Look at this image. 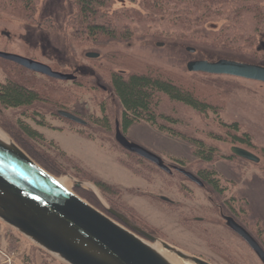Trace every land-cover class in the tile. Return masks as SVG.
<instances>
[{
  "label": "rangeland",
  "instance_id": "1",
  "mask_svg": "<svg viewBox=\"0 0 264 264\" xmlns=\"http://www.w3.org/2000/svg\"><path fill=\"white\" fill-rule=\"evenodd\" d=\"M14 1L0 0V52L34 60L59 73L77 72L80 78L83 76L79 72L89 75L82 79L88 90L76 91L78 100L70 109L87 125L45 115L44 119L38 117L46 123V127H42L33 120V111L25 115L24 109L3 110L1 107L0 121H23L45 137L43 150L54 157L64 153L72 164L59 157L61 164L69 169L67 174L56 178L64 180L72 191L77 189L73 179L84 182V188L78 189L91 192L99 204L95 208L100 211L113 208L111 199L133 224L211 264H262L248 245L225 227L219 210L207 201V196L212 193L214 202L222 205L226 214L232 213L264 249V83L188 70L189 63L201 60L225 59L264 66V51L258 52L261 45L248 50L215 43L214 37L228 23V18L222 16L204 26L191 27L185 33L176 30L178 27H173L165 16L171 12L172 5L162 7L158 0H112L111 8L103 12L109 18H119L120 24L128 22L133 36L128 39L101 37L94 42L80 43L73 40L70 26L76 14L74 0H36L31 21L26 19L25 12L17 9L19 5ZM129 16L135 17L127 18ZM187 26L184 23L179 28ZM256 41L264 42V28ZM120 55L126 56L122 66L116 67L113 60H108ZM98 57V61L91 60ZM9 69L13 66L0 60V83H5ZM106 69L158 72L186 85L194 83L192 86L201 98L216 110L201 114L166 100L161 106L162 112L176 120L175 124L167 126L184 137L171 136L145 122L132 125L124 131V136L160 157L167 165L183 168L200 179L205 171L213 172V179L220 182L219 188L214 190L206 178L207 190L177 171L169 175L117 144L115 125L119 121L121 126L123 107L113 92ZM48 78L37 74L36 79L58 89H74L71 82H51ZM103 110L111 129L93 123V118H103ZM221 124H237L239 134H248L254 148L234 145L225 139L227 131ZM0 132L13 140L1 126ZM215 136H221L224 141ZM191 140L216 149L214 160L197 156V146ZM235 146L252 152L260 162L234 156L232 148ZM74 163L81 172L73 167ZM83 173L113 186L118 196L104 195L84 178ZM161 197H166L173 205L162 201ZM195 218L202 219L203 223L195 222ZM32 247L43 252L0 221V250L4 254L0 256L9 257L18 250L21 258L23 251L32 250ZM44 254L48 260H56ZM25 259L26 262L31 260Z\"/></svg>",
  "mask_w": 264,
  "mask_h": 264
},
{
  "label": "trees",
  "instance_id": "2",
  "mask_svg": "<svg viewBox=\"0 0 264 264\" xmlns=\"http://www.w3.org/2000/svg\"><path fill=\"white\" fill-rule=\"evenodd\" d=\"M158 1V3L162 2V7L169 4L172 5L171 12L165 16L173 27H178L176 30L185 33L190 31L191 27L204 26L211 20H217L219 16L227 17L228 23L214 37L215 43L232 44L241 49L245 48L248 50H252L255 46L258 47L259 44L261 46H259L258 52L264 51V42L256 41L257 35L264 28V0ZM14 2L19 5V8H17L19 11L27 14V20H33L32 13L35 9L36 0H15ZM74 3L76 14L70 21L74 41L87 44L101 37L128 39L133 36V30L130 28L131 26L128 22L122 23L120 20V24L119 18H109L103 12L105 9L111 8L112 0H74ZM158 7H160L159 4ZM30 12L31 14L29 15ZM160 12L162 11L158 10V13ZM132 17L135 16L127 18ZM184 23H187L188 26L179 28ZM53 28L51 27V29ZM100 57L92 58L91 60L98 61ZM118 57L115 59L109 57L108 60H113L112 64L116 63V67L124 65V63L122 64V59L126 56L120 55ZM127 59L130 58L128 57ZM262 59L264 61V56ZM0 60L13 66V69H9L5 83H0V107L3 110L24 109L25 115H27L28 111H33L32 118L34 121H37L39 126L46 127V123L43 120L45 115H53L60 118L59 111L71 113V105L78 100L76 91L84 93L88 90L84 86L82 79L84 76L89 75H86L84 72H79L83 76H81L82 78L78 77V73H74L77 78L74 81H66V83L71 82L74 89L63 90L38 81L36 79L37 74L32 71L3 59ZM105 72L110 73L113 92L123 107L121 122L123 133L132 125L145 122L171 136L184 137L176 132V130L167 126V124H175L176 120L161 111L164 100L175 105H185L201 114L216 110L211 104L201 98V95L192 86L194 83H187L186 85L176 79L160 75L158 72H118L115 70L112 72L110 69H106ZM48 80L59 82L52 78H48ZM102 112L103 118L97 120L93 118V123L99 127L111 129L105 110ZM39 116L43 118L41 121L38 120ZM63 119L66 120L65 118ZM0 126L31 159L48 173L55 177L68 173V166L63 163L61 164L59 157L67 161L68 164H72L70 159L66 158L64 153L54 157L43 150V147L46 145V139L42 134L33 130L23 121L17 123L0 121ZM221 127L227 131L225 139L231 140L232 144L245 146L249 149L254 148L248 134H239V126L237 124H221ZM215 138L220 141L223 140L221 136H215ZM191 141L197 146V156L208 161L214 160L217 153L216 149L207 148L203 142L198 140ZM124 165L131 168L128 164ZM73 167L79 170L77 164L74 163ZM214 175L213 172L205 171L202 179L204 182L209 180L214 186V190H216L219 188L220 182L213 179ZM83 176L86 180L94 183L104 195L118 196L119 192L113 186L97 180L90 176V174L83 173ZM74 192L94 207L99 205L96 197L91 192L80 189H75ZM110 204L116 211L122 212L121 208L111 199ZM105 213L112 217L107 211ZM115 220L118 221L117 219Z\"/></svg>",
  "mask_w": 264,
  "mask_h": 264
},
{
  "label": "water",
  "instance_id": "3",
  "mask_svg": "<svg viewBox=\"0 0 264 264\" xmlns=\"http://www.w3.org/2000/svg\"><path fill=\"white\" fill-rule=\"evenodd\" d=\"M0 59L58 81L77 78L74 73H59L45 64L13 54L0 52ZM188 70L264 83V66L256 64L225 59L216 62L201 60L189 63ZM58 114L76 124L87 125L85 120L72 113L59 111ZM8 141L0 140V221L61 264H172L164 256L165 252L185 263L211 264L155 238L125 215L107 208L116 221L62 185L60 179L44 170L13 140ZM115 141L127 152L167 174L177 171L204 187L197 176L183 168L167 165L160 157L130 142L119 121L115 125ZM232 154L246 161L260 162L256 155L241 147H233ZM73 180L74 188H84V182ZM221 214L226 227L238 235L264 264V249L259 242L233 217Z\"/></svg>",
  "mask_w": 264,
  "mask_h": 264
},
{
  "label": "crops",
  "instance_id": "4",
  "mask_svg": "<svg viewBox=\"0 0 264 264\" xmlns=\"http://www.w3.org/2000/svg\"><path fill=\"white\" fill-rule=\"evenodd\" d=\"M16 252L17 253L9 254V257L0 256V264H61L56 260H48L43 252L33 247L32 250H24L21 258L19 254L20 251L17 250ZM25 257H29L31 260H27V263Z\"/></svg>",
  "mask_w": 264,
  "mask_h": 264
},
{
  "label": "flooded vegetation",
  "instance_id": "5",
  "mask_svg": "<svg viewBox=\"0 0 264 264\" xmlns=\"http://www.w3.org/2000/svg\"><path fill=\"white\" fill-rule=\"evenodd\" d=\"M203 181V180H202ZM203 183H204V187H200V188H202V189H205V190H207V188L205 187V185L207 184L206 182H204L203 181ZM206 183V184H205ZM209 195L207 196V201L214 207V208H216V209H218L219 210V216L221 217V219L223 220V222H224V225H225V227H226V223H225V221H224V219L222 218V214H221V212L224 214V215H226V216H231V217H233L235 220H236V218H235V216L232 214V213H229V214H226L225 212H224V207L222 206V205H219V204H217V203H215L214 202V199H213V197H212V193H208ZM162 199V201H164V202H166V203H168V204H171V205H173L172 204V201H170L169 199L167 200V199H165L166 197H161ZM195 222H197V223H203V221H202V219H199V218H195ZM210 225H215L214 223H211ZM228 230H230L228 227H226ZM144 230V229H143ZM144 231H146V230H144ZM231 231V230H230ZM147 233H149L150 235H152V236H154L155 238H158V239H160V240H162V241H164V242H166V243H168V244H170L169 242H167V241H165L164 239H162L161 237H158V236H156V235H154L153 233H151V232H148V231H146ZM233 234H235L233 231H231ZM236 235V234H235ZM237 237H239L238 235H236ZM240 238V237H239ZM241 239V238H240ZM242 240V239H241ZM243 241V240H242ZM173 246V245H172Z\"/></svg>",
  "mask_w": 264,
  "mask_h": 264
},
{
  "label": "bare ground",
  "instance_id": "6",
  "mask_svg": "<svg viewBox=\"0 0 264 264\" xmlns=\"http://www.w3.org/2000/svg\"><path fill=\"white\" fill-rule=\"evenodd\" d=\"M0 140L1 141H8L7 137L2 133L0 132ZM9 142V141H8ZM61 184L64 185L65 187H67V184L64 180H60ZM158 249H160L158 247ZM164 256L172 263V264H190V263H185L183 262L182 260L178 259L177 257L169 254V253H164Z\"/></svg>",
  "mask_w": 264,
  "mask_h": 264
},
{
  "label": "built area",
  "instance_id": "7",
  "mask_svg": "<svg viewBox=\"0 0 264 264\" xmlns=\"http://www.w3.org/2000/svg\"><path fill=\"white\" fill-rule=\"evenodd\" d=\"M0 254H1V255H4L3 252H2L1 250H0Z\"/></svg>",
  "mask_w": 264,
  "mask_h": 264
}]
</instances>
